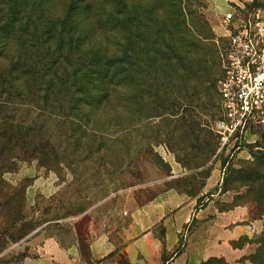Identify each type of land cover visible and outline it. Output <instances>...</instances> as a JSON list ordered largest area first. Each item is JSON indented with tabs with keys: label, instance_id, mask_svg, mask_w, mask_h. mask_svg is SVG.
<instances>
[{
	"label": "rangeland",
	"instance_id": "374dc122",
	"mask_svg": "<svg viewBox=\"0 0 264 264\" xmlns=\"http://www.w3.org/2000/svg\"><path fill=\"white\" fill-rule=\"evenodd\" d=\"M252 7L0 0V264L75 230L94 264L115 221L108 264H264V122L227 131L217 91L222 19Z\"/></svg>",
	"mask_w": 264,
	"mask_h": 264
},
{
	"label": "built area",
	"instance_id": "2783aa9c",
	"mask_svg": "<svg viewBox=\"0 0 264 264\" xmlns=\"http://www.w3.org/2000/svg\"><path fill=\"white\" fill-rule=\"evenodd\" d=\"M227 12L221 23L225 46L219 48L223 76L218 80L227 131L264 122V14L252 7Z\"/></svg>",
	"mask_w": 264,
	"mask_h": 264
},
{
	"label": "crops",
	"instance_id": "0c3cea01",
	"mask_svg": "<svg viewBox=\"0 0 264 264\" xmlns=\"http://www.w3.org/2000/svg\"><path fill=\"white\" fill-rule=\"evenodd\" d=\"M236 1V0H234ZM238 1V0H237ZM144 220L136 219L132 229L136 231L134 235L142 233L141 226ZM90 232L86 234L85 240L88 243V257L94 264H108L105 258L118 251V237H113L118 232V221L114 224H94L89 225ZM73 243L64 246L59 237L36 234L28 241L29 255L26 264H88L84 261V250L82 249L80 237L75 230ZM82 238V236H81ZM149 245V242H147ZM147 245L142 247L145 254ZM138 249L137 245L132 246V253ZM97 262V263H95Z\"/></svg>",
	"mask_w": 264,
	"mask_h": 264
}]
</instances>
